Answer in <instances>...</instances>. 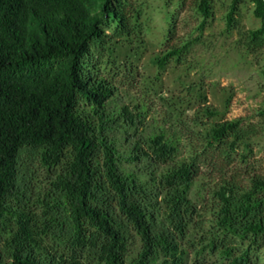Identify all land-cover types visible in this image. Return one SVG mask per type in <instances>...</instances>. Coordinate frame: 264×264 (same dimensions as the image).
<instances>
[{
  "label": "trees",
  "instance_id": "trees-1",
  "mask_svg": "<svg viewBox=\"0 0 264 264\" xmlns=\"http://www.w3.org/2000/svg\"><path fill=\"white\" fill-rule=\"evenodd\" d=\"M227 1L226 31L264 79V1ZM197 2L202 29L212 0ZM244 2L255 29L237 27ZM176 10L145 76L128 0H0V264H264V174L249 167L264 109L227 120L231 96L209 104L194 43L169 45Z\"/></svg>",
  "mask_w": 264,
  "mask_h": 264
},
{
  "label": "rangeland",
  "instance_id": "rangeland-1",
  "mask_svg": "<svg viewBox=\"0 0 264 264\" xmlns=\"http://www.w3.org/2000/svg\"><path fill=\"white\" fill-rule=\"evenodd\" d=\"M198 0H128V2L144 10L145 39L148 51L137 64L145 76L152 72L151 59L154 54L165 49L167 13L177 9L175 20V38L169 45H178L192 41L193 47L188 62L196 69L197 76L203 75L207 88L209 104L222 111L223 99L231 96L230 109L225 118L232 120L257 121L254 115L264 109V79L260 74L261 58L252 57L236 44V31H226L225 14L228 9L227 0H212V17L200 29L202 21L196 9ZM198 4V2H197ZM237 27L243 30L255 29L259 21L252 15V5L248 2L238 6L234 16ZM264 56V49H263ZM191 77L194 78L192 70ZM174 77L166 75L164 88H172ZM163 92L165 90L163 89ZM151 112H159V108L149 104ZM252 154L249 155L250 166L256 173L264 174V133L253 139Z\"/></svg>",
  "mask_w": 264,
  "mask_h": 264
},
{
  "label": "water",
  "instance_id": "water-1",
  "mask_svg": "<svg viewBox=\"0 0 264 264\" xmlns=\"http://www.w3.org/2000/svg\"><path fill=\"white\" fill-rule=\"evenodd\" d=\"M264 1V0H263Z\"/></svg>",
  "mask_w": 264,
  "mask_h": 264
}]
</instances>
